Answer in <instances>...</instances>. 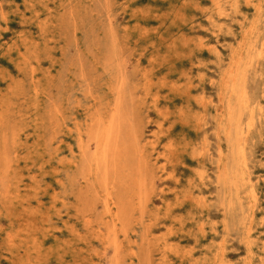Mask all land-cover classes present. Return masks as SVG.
<instances>
[{
    "label": "rangeland",
    "instance_id": "1",
    "mask_svg": "<svg viewBox=\"0 0 264 264\" xmlns=\"http://www.w3.org/2000/svg\"><path fill=\"white\" fill-rule=\"evenodd\" d=\"M0 264H264V0H0Z\"/></svg>",
    "mask_w": 264,
    "mask_h": 264
},
{
    "label": "bare ground",
    "instance_id": "2",
    "mask_svg": "<svg viewBox=\"0 0 264 264\" xmlns=\"http://www.w3.org/2000/svg\"><path fill=\"white\" fill-rule=\"evenodd\" d=\"M227 70H228V69H227ZM207 113H208V112H207ZM109 130H111V129L109 128ZM106 134H107V135L110 134L109 131H108V129H107V131H106ZM106 138H107V136H106ZM201 142H202V141H201ZM208 184H209V183H208ZM244 209H245V208H244ZM28 262H29V260H28ZM28 262H27V263H28Z\"/></svg>",
    "mask_w": 264,
    "mask_h": 264
}]
</instances>
